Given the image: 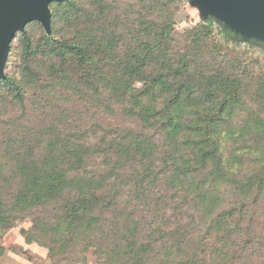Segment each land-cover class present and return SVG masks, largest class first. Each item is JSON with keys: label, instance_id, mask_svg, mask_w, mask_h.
Here are the masks:
<instances>
[{"label": "trees", "instance_id": "1", "mask_svg": "<svg viewBox=\"0 0 264 264\" xmlns=\"http://www.w3.org/2000/svg\"><path fill=\"white\" fill-rule=\"evenodd\" d=\"M187 1L52 2L16 32L0 240L30 220L48 264H264V71L212 17L177 32Z\"/></svg>", "mask_w": 264, "mask_h": 264}, {"label": "rangeland", "instance_id": "2", "mask_svg": "<svg viewBox=\"0 0 264 264\" xmlns=\"http://www.w3.org/2000/svg\"><path fill=\"white\" fill-rule=\"evenodd\" d=\"M210 17L214 19L215 38L222 43L224 49L237 55L246 53L247 60L255 59L264 71V28L236 23L221 8L212 7L204 0H188L176 17L175 29L183 33L197 24L206 22ZM225 28L233 29L236 37L225 36L223 32ZM13 51L10 63L12 73L16 71L19 62V40L14 41ZM30 226L31 221L25 220L9 230L0 240V245L4 249L0 264H48L46 251L36 245H27L21 235V230ZM97 253L96 246L88 251L86 254L88 264H96Z\"/></svg>", "mask_w": 264, "mask_h": 264}, {"label": "water", "instance_id": "3", "mask_svg": "<svg viewBox=\"0 0 264 264\" xmlns=\"http://www.w3.org/2000/svg\"><path fill=\"white\" fill-rule=\"evenodd\" d=\"M64 0H0V78L9 46L16 32H23L31 21H38L50 33V11L52 2ZM212 7L221 8L236 23L264 28V0H204Z\"/></svg>", "mask_w": 264, "mask_h": 264}]
</instances>
